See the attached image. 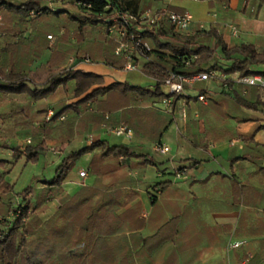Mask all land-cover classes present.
Returning <instances> with one entry per match:
<instances>
[{
	"label": "crops",
	"instance_id": "0c3cea01",
	"mask_svg": "<svg viewBox=\"0 0 264 264\" xmlns=\"http://www.w3.org/2000/svg\"><path fill=\"white\" fill-rule=\"evenodd\" d=\"M171 1V8L185 10L175 4L176 0ZM208 5L207 13L193 12L195 23L188 32L200 33L203 40L209 37L206 31L218 24V31L230 46L248 43L264 50V3L208 0ZM213 10L219 14L217 19L211 15ZM229 22L239 27L237 37L226 29ZM2 34L0 41L5 50L6 33ZM29 34L25 32V36ZM19 38L18 35L14 41ZM8 47L14 53L19 51ZM51 55L49 48L34 57L31 70L36 75L22 85H8L1 90L3 132L38 130L42 111L50 106L43 101L52 102L60 92L65 96L54 107L85 96L74 98L71 83L67 88L62 78L45 76L44 66ZM71 57L60 68L68 66L102 79L101 85H93L86 94L98 87L125 82L153 90L157 82L155 75L145 71L125 70L102 61L89 64L77 59L71 63ZM234 75H230L232 79ZM201 88L209 91V104L199 102L191 92L198 89L200 93ZM223 89L221 81L197 82L184 92L192 96L189 102L186 98L176 100L173 114L161 110L160 102L138 106L147 109L146 114L136 118L145 131L133 128L132 139L118 141L132 146L136 156L114 158L103 156L101 150L84 155L89 159V169H78L71 180L83 181L80 183L84 188L76 194L68 190L67 180L46 201L54 205L66 199L59 211L62 215L51 222L62 235L56 240L61 247L55 249L51 262L56 263L57 253L71 250L62 259L65 264H264V128H259L264 126V89L233 81L227 90L240 95V105L238 99L221 94ZM27 102L29 109L24 110L22 105ZM184 103L188 111L185 122L181 117ZM21 116L29 118V126L18 123ZM115 117L119 123L126 120L121 111ZM94 120H83L80 124L84 128L74 133L64 129L62 152L56 163L72 149L98 139L118 144L112 143L119 138L110 128L101 119ZM157 144L169 146L170 151L156 150ZM156 156L161 161L155 160ZM77 160L71 165L72 171ZM182 169L186 174L179 177L176 173ZM81 170L88 171V175L81 177ZM87 177H91L90 190L85 186ZM57 214L55 211L49 218ZM236 243L241 245L236 247Z\"/></svg>",
	"mask_w": 264,
	"mask_h": 264
},
{
	"label": "trees",
	"instance_id": "16d2710c",
	"mask_svg": "<svg viewBox=\"0 0 264 264\" xmlns=\"http://www.w3.org/2000/svg\"><path fill=\"white\" fill-rule=\"evenodd\" d=\"M153 2L154 0H118L121 8L131 11H137L141 7H149ZM259 3L263 4L264 0H259ZM105 6L106 3L104 1L93 0V7L90 10L94 14L93 17L96 16L97 19L91 16L85 19L73 17L79 22L77 27L79 32H73V34L79 39L80 44L83 45L80 53V51H75L74 48L67 45V36L71 32H64L63 36L56 37L53 43L47 37L48 33L30 32L29 36H25V30H27L25 23L27 21L48 13L59 14L60 11L51 10L39 0H24L17 5L8 0H0V12H4L2 18L5 20L4 25L6 26L4 27L7 30L4 37L5 50H3L2 41H0V94L5 86L22 85L25 80L35 76L36 74L31 70L34 57L40 56L49 48L52 49V55L47 66H44L47 70H45V76H50L53 80L62 78L67 88L71 83V88L69 87V89H72L74 98L85 94L77 102L68 105L61 102L55 107H49L52 108L53 115L48 121H45V117H43L38 127L40 132L49 134L53 128H60L62 125L77 119L79 112L85 111V107L87 109L89 104L92 105V111L86 115L87 118L85 117V120L101 119L103 123L117 126L119 120L115 117V113L121 111L128 125L132 129L134 128L136 132H142L145 131L143 130L144 126L140 123V119L136 118L146 114L147 109L146 107L138 106H143L148 101L161 102L165 97L172 95L175 102L180 98H186L189 102L192 98V96L182 93L170 94L164 92L161 80H157L153 90L125 82L98 87L86 94L93 85L102 84L101 77L82 70H74L70 67L60 68L71 55L76 60L90 57L96 62L102 61L117 68L124 67V60L114 53V41L107 36L108 21L99 18V14L104 11ZM32 13L34 14L33 16H31ZM99 24H101L102 32L95 33L97 37L104 39V44L98 43L97 40L91 41L89 39L94 34V32L89 31ZM218 26V24L212 25L205 33V36L213 38L216 43L215 46L203 41L200 33H179L168 23H165L158 30L143 32V38L151 46L149 53L150 62L145 64V72L158 78L164 77L168 71L185 74L205 71L223 73L226 76L225 78L219 77L212 80L221 81L224 86L221 94L238 99L240 105V95L236 91L229 92L227 90V87H230L233 82L230 75L264 74V70L253 68L254 65H264V50L259 51L253 44L248 43L230 46L218 31ZM18 35L20 38L15 42L14 38ZM8 46L17 48L19 51L14 53L12 52L13 50L10 51ZM191 57H195V59L187 65L186 59ZM40 75L37 74V76ZM200 91L209 95V91L206 88H201ZM208 98L209 104L210 97L208 96ZM138 99H142L141 102ZM134 103L137 105L131 106ZM29 106L30 102H27L22 105V108L28 110ZM24 110H22V113ZM47 111L48 107L42 111L43 116L46 115ZM105 112L109 113L108 118ZM65 115L68 120L62 122L60 118L61 116L66 118ZM18 123L29 126V118L21 116ZM259 128H264V126ZM14 149L19 152L16 155V159L25 157L27 161L35 163L47 149V143L42 140L37 144H28L24 152L21 148ZM96 150L103 151V156L107 155L114 158L138 155L132 146L124 143L111 144L106 140L100 139L92 141L89 145L85 143L67 153L62 163L58 166L56 175L52 180L44 181L45 186L40 190L28 187L17 193L18 197H21L18 204L17 198L15 199L12 196L13 185L5 180V172L0 173V264H43L47 260L52 261L55 249L58 250L61 247L56 241L62 237L60 234L61 230H55L52 227L51 222L55 218L52 220L51 218L41 219L38 214L40 205L46 204L45 202L56 195L57 190L67 181L69 170L75 160ZM13 200L16 204L13 203ZM62 203H64L63 200L59 201L60 206L63 205ZM68 251V253H72L71 250ZM68 253H57L55 264H61V262L65 264L66 260L62 261V259L66 258Z\"/></svg>",
	"mask_w": 264,
	"mask_h": 264
},
{
	"label": "rangeland",
	"instance_id": "374dc122",
	"mask_svg": "<svg viewBox=\"0 0 264 264\" xmlns=\"http://www.w3.org/2000/svg\"><path fill=\"white\" fill-rule=\"evenodd\" d=\"M8 1L17 5L23 2L24 0H8ZM40 2L44 6H48L53 11H60V13L59 14L48 13L38 18L30 19L27 22L25 21L26 22L25 24L27 27V30H25V32H44V33H48L47 37L49 34H52L53 37L52 39H50L52 43L55 41L56 37L63 36L64 32H71V34L67 36L68 38L67 45L74 48L75 51L78 50L81 53L82 52L81 49L83 48V45L80 44L79 39L73 34V32H79L77 29L79 22L73 19V17H77L79 19H85L88 16L93 17L94 16L93 12L90 9L81 6L80 4H78L77 2L73 0H53L51 2H48V1H40ZM175 4H177L178 6L180 5V7L185 8V10L190 11L192 14L193 12H195V10L201 12L202 14L207 13L210 10L208 1L176 0ZM3 16H4V12H0V26H1L0 36L3 35L2 33L7 32V30L4 27L6 25H4L5 20L2 18ZM93 18L97 19L96 16ZM25 24H24V28H25ZM198 29L200 30V32H203L200 28ZM89 32H94L93 36L89 38L91 41L97 40L98 43H102V44L105 43L104 39L97 37L95 33V32H102L101 24L94 27ZM203 41H206L208 44H211L213 46L216 45L215 41L211 37L204 38ZM92 63H96V61L92 60ZM253 68L262 71L264 70V65H254ZM170 89L171 88L169 85L162 83V90L164 92L169 93ZM191 92L193 93V95H197L199 93V90L192 89ZM63 93L60 92L58 93L57 96L53 98L52 102L54 103H52L51 101H43V103L49 104L50 106H47L49 109V107H53L54 104H56L62 96L63 97L65 96V94ZM67 93L70 94V92H67ZM134 105H137V104L134 103L131 106H134ZM91 111H92V105L89 104L87 106V109L85 107V111L79 112V114L77 115V119L71 122H68L67 124L62 125L60 128H53L52 130H50L49 134L40 132V130H36L33 133H30V132L12 133V132H3L2 130H0V173L5 172L4 173L5 180L9 182L11 185H13L12 186L13 187L12 196H14L15 199L17 198L16 199L18 200L17 204L20 203L19 201L21 198V197H18L17 193L23 191L24 189L28 187H33V188L38 189L40 187L45 186L44 181H50L53 179V177L57 173L58 166L62 163V161L60 163H56L57 157L61 155V152H62V149H61V145H62L61 141L63 138L62 132H64V129L65 130L68 129L69 132H71L80 127L81 129L84 128L83 125L80 123H82L83 120H85V117L87 118L86 115ZM105 114L109 115L108 112H105ZM47 116H48V111L46 115L43 116L45 117V121H48ZM65 120H68L67 116L64 120H62V122ZM122 123H125L128 125V123L125 122L124 120L118 123V125ZM104 124H106V126L110 128V132L112 128L115 127L111 124H107V123H104ZM72 133H74V131ZM28 138L31 139V143L29 144H37L42 140L46 141L47 143V149L41 154L40 158L35 163L27 161L25 157L16 159V155L19 152L15 151L14 148H18V149L21 148L22 151L24 152L26 150V145H28V143L26 142ZM117 138H119L118 140L115 139V141L117 140V142L113 141L112 143L119 144V142L122 141V139L125 137L117 136ZM159 157L156 156L155 158V160H157L158 162L161 161V158ZM88 160L89 159L87 158V156H82L74 164L75 171H72V169H70L68 173V179H67L68 182H70L68 183L69 184L68 190L74 191V193L77 194L79 190H82L84 188V186L80 183L83 181H80L79 183L77 182L72 183L71 180L75 178L74 176H76L75 174H77L78 169H81V168H85L86 170L89 169L90 162H88ZM176 163L178 164V162ZM85 186H89V189L87 190L91 189L90 188L92 187L91 177H87L85 181ZM64 198H63V201L66 200ZM61 201L62 199L60 200V202ZM13 203H15L14 200H13ZM61 206L58 203V201H56L54 205L43 203L40 205L38 214L41 216L42 220L43 219L46 220L47 218H49L51 214H53L55 211H58V214L55 217V219H57L59 216L62 215L61 213H59V211H61ZM34 228L36 229V227ZM43 264H55V262L53 263L50 260H47Z\"/></svg>",
	"mask_w": 264,
	"mask_h": 264
},
{
	"label": "built area",
	"instance_id": "2783aa9c",
	"mask_svg": "<svg viewBox=\"0 0 264 264\" xmlns=\"http://www.w3.org/2000/svg\"><path fill=\"white\" fill-rule=\"evenodd\" d=\"M48 1L53 0H39ZM85 8L93 7V0H73ZM106 3L104 11L99 14V18L107 20V36L114 41V53L116 56L124 60L125 70H140L145 71V64L150 62L149 53L151 46L148 41L143 38V32L155 31L160 29L165 23H168L176 32H188L192 25L195 23L194 15L188 11H178L171 8V0H154L159 3V6L150 5L149 7H141L137 11L121 8L118 0H102ZM194 1H208V0H194ZM227 4H225V7ZM34 14L32 13L31 16ZM214 19H217L218 12L214 10L211 12ZM203 27V24H201ZM226 29L230 32L231 36L237 37L240 33L239 27L234 22L226 24ZM53 35L49 34L48 38L52 39ZM195 57L186 59V64H190ZM75 57L70 58V62L74 63ZM82 60L85 63H92L90 57H84ZM226 77L223 73L217 71H205L194 74L178 73L175 71H168L167 74L158 78L163 83L170 86V94H184L187 88H192L197 82L210 81L215 78ZM233 81L239 85L257 86L264 89V74L256 73L250 75L235 74ZM197 100L203 104H208L209 98L206 92L197 94ZM161 110L165 113L173 114L175 110L174 96L165 97L160 102ZM53 115L52 108L48 109L47 119L49 120ZM181 117L185 122L188 117L187 104L184 103L181 108ZM65 117L61 116V120ZM111 132L119 137L132 139L134 131L127 124L122 123L112 128ZM26 142L31 143L28 138ZM156 150L167 153L170 151L169 146L157 144ZM179 177L186 174V170H178L176 173ZM81 177H86L88 171L81 170L79 172ZM241 243H236L235 246H240Z\"/></svg>",
	"mask_w": 264,
	"mask_h": 264
}]
</instances>
